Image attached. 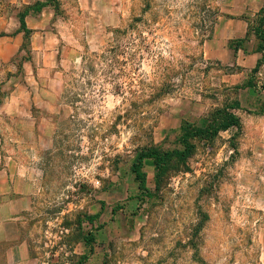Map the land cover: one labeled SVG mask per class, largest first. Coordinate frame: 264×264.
I'll return each mask as SVG.
<instances>
[{"label": "rangeland", "instance_id": "374dc122", "mask_svg": "<svg viewBox=\"0 0 264 264\" xmlns=\"http://www.w3.org/2000/svg\"><path fill=\"white\" fill-rule=\"evenodd\" d=\"M54 1V21L0 60V133L9 134L12 93L45 80L46 33L60 47L48 61L59 95L49 110H33L54 125L53 143H39L38 156L25 149L45 171L30 226L37 256L45 264H80L84 254L86 264H264V56L258 71L239 70L209 41L224 40L219 24L232 0ZM24 6L0 0V35L13 33L2 27ZM236 100L239 129L193 141V155L174 158L160 183L146 160L148 193L139 189L132 166L141 148L182 149V122L205 126Z\"/></svg>", "mask_w": 264, "mask_h": 264}, {"label": "crops", "instance_id": "0c3cea01", "mask_svg": "<svg viewBox=\"0 0 264 264\" xmlns=\"http://www.w3.org/2000/svg\"><path fill=\"white\" fill-rule=\"evenodd\" d=\"M102 1V5L100 3L99 5L103 7H107L110 3V0ZM16 2L17 0H10L12 6L16 5ZM37 2L46 3L47 0H38ZM36 3L30 4L23 0L24 9L33 8ZM21 5L19 4L18 7ZM263 6L264 0H232L226 13L223 14V17L221 16L219 24V34L221 33L224 40H218L216 37L209 40L215 47L219 44L221 49L230 53L239 70L250 66L253 67V70L256 67L259 42L250 36L245 42L244 48L238 51L231 49L230 42L246 37L248 23L244 17L258 14ZM20 11V9L17 12L15 10L9 18L10 21H7L6 25L2 27V29H8L10 25L13 30L10 36L4 33L0 35V60L3 62L9 61L22 49L24 33H19L18 13ZM27 13L26 24L33 31L30 38L32 41L35 29H45L46 25L54 21L55 9L48 3L39 11L31 9ZM31 22L38 25L37 28L31 26ZM5 37L10 40H4ZM43 40L41 51H45L47 58L41 60L39 72L45 76L44 82L41 87L31 90L17 87L12 93L9 103L5 105V115L15 123V126L9 134L0 133V264H45L37 256L38 253L33 250L30 231L31 224L36 222L37 211L43 205L38 197H41L42 176L45 171L29 161V153L25 151L28 146L27 148L35 150L38 156L36 150L39 148V143H53L54 125L49 119L38 120L33 116L34 107H40L43 111L49 110L59 95V91L55 87L57 80L52 78L51 66L48 61L52 59V55L55 58L58 57L60 47L59 44H56V39H51L47 33ZM250 44H253L251 50L248 48ZM240 53H243L249 60L241 58ZM244 63H247V66ZM3 119L2 121L5 122ZM38 176L41 177L38 178Z\"/></svg>", "mask_w": 264, "mask_h": 264}, {"label": "trees", "instance_id": "16d2710c", "mask_svg": "<svg viewBox=\"0 0 264 264\" xmlns=\"http://www.w3.org/2000/svg\"><path fill=\"white\" fill-rule=\"evenodd\" d=\"M51 4L54 9L58 7L54 0H47L46 3L37 2L34 7H27L24 10H21L18 13L19 22H20V32L24 33V41L28 44L30 43V38L32 35V30L27 27L26 16L27 12L31 9L39 11L42 7L47 4ZM257 20L254 23L250 21V18L244 17L248 23L247 35L244 39L233 40L230 42V47L234 51L244 48V44L250 36H254L259 44L257 52L263 54L264 56V6L261 8L257 14ZM211 39V37H209ZM262 60L257 62L256 67L252 72L258 71L261 66ZM249 85L251 82L249 81ZM255 87L253 84H251ZM250 85V86H251ZM163 93L157 94V97L163 96ZM241 103L236 100L230 104L225 105L223 108L217 109L208 119V122L205 126H197L189 122H182L179 128V143L182 145V149H175L173 151H161L158 148L152 147H143L141 148L138 156V160L132 166V171L135 175V181L139 184V189L148 193L147 186V173L145 171V162L146 160H152L153 167L156 172V181L160 183L161 179L169 172L171 162L174 158H177L180 161H186L193 155L195 150V140L201 141H213L219 137L222 132H226L232 128L239 129L241 127V119L238 116L237 112L241 109ZM104 209V203L102 204ZM102 211L98 214L90 217V221H95L99 219ZM117 212V209L112 210L113 215ZM85 242L94 243V236L87 237L84 236ZM88 256L85 255L81 258L80 264H86Z\"/></svg>", "mask_w": 264, "mask_h": 264}]
</instances>
